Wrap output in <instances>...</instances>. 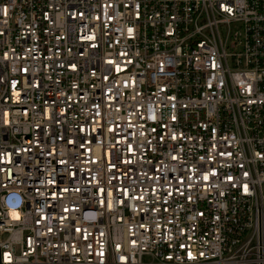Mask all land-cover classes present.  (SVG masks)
Listing matches in <instances>:
<instances>
[{"label":"built area","instance_id":"obj_1","mask_svg":"<svg viewBox=\"0 0 264 264\" xmlns=\"http://www.w3.org/2000/svg\"><path fill=\"white\" fill-rule=\"evenodd\" d=\"M0 264H264V0H0Z\"/></svg>","mask_w":264,"mask_h":264},{"label":"clouds","instance_id":"obj_2","mask_svg":"<svg viewBox=\"0 0 264 264\" xmlns=\"http://www.w3.org/2000/svg\"><path fill=\"white\" fill-rule=\"evenodd\" d=\"M16 198H17V202H19V198H18V196H15V195H11V196H9V197L6 199V204H7V206H8L9 208H11V209L14 208V209H15L16 207H18V206H17V203L14 202Z\"/></svg>","mask_w":264,"mask_h":264}]
</instances>
